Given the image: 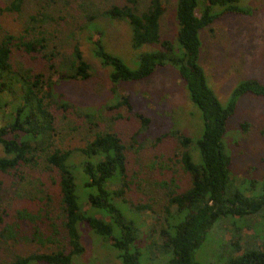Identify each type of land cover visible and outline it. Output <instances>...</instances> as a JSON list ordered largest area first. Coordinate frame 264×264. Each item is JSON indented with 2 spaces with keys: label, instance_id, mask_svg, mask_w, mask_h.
<instances>
[{
  "label": "rangeland",
  "instance_id": "rangeland-1",
  "mask_svg": "<svg viewBox=\"0 0 264 264\" xmlns=\"http://www.w3.org/2000/svg\"><path fill=\"white\" fill-rule=\"evenodd\" d=\"M12 1L0 0V34L24 36L26 40L44 37L47 47L42 53H58L56 64L62 57L70 59L73 47L78 45L91 70L86 80L60 82L53 76L55 98L66 103L67 108L53 104L49 107L54 118L50 150L41 155L37 164H27L18 172L1 175L0 234L4 236L0 235V264H9L16 256L50 253L67 247L57 172L50 169L44 158L54 148L70 151L83 147L96 132H112L121 138L127 160L128 187L124 197L137 206L147 203L154 208V212L125 213L143 233L144 248L159 242L157 229L152 227L155 211H162L169 189L180 193L190 185L189 175L174 158L178 143L169 136L177 130L197 139L203 129L201 112L190 101L185 84L168 64L142 81L111 83L108 75L111 68L102 66L94 57L90 38L100 37L105 51L118 56L131 69L137 65L138 52L148 49H133L128 25L102 15L111 4L123 5L124 0H22L18 12L7 9ZM136 1L140 13L151 0ZM174 2L168 3L161 18V35L175 45ZM203 6L204 0H199L196 15ZM239 6L248 10L249 15H225L198 34V63L203 68L207 87L222 106L240 83L257 80L264 84V0H244ZM94 14L95 19L86 25L85 17ZM11 62L17 70L49 74L41 53L26 54L13 49ZM125 99L127 104L117 107ZM10 107L5 105L0 111V126L9 122ZM139 116L149 119L146 127H142ZM244 124L246 130L242 129ZM223 143L232 160L231 180L242 187L244 181L264 177L263 98L246 94L238 100ZM192 154L193 161H198L197 151L192 150ZM80 159L73 152L70 160ZM83 210L90 209L84 204ZM20 212L35 218L19 219ZM259 216L218 218L195 251V261L224 264L229 257L222 251L224 247L241 252L248 245H261L264 219ZM79 233L84 252L74 256L71 264H120L117 252L106 240L84 225L79 226ZM147 233H153L151 242L146 239ZM35 235L43 241H38ZM49 238L53 241H46ZM146 256L140 259V264H166L168 260L165 255L157 259Z\"/></svg>",
  "mask_w": 264,
  "mask_h": 264
},
{
  "label": "trees",
  "instance_id": "trees-1",
  "mask_svg": "<svg viewBox=\"0 0 264 264\" xmlns=\"http://www.w3.org/2000/svg\"><path fill=\"white\" fill-rule=\"evenodd\" d=\"M170 1L151 0L146 9L138 13L136 0H124L123 5L111 4L102 12L103 16L128 25L133 49L148 48L138 52L134 69L118 56L106 52L100 37L90 38L94 57L102 66L111 68L108 75L112 84L142 81L157 68L168 64L176 70L190 101L201 112L203 129L199 138L188 137L177 130L169 136L178 143L174 158L189 175L190 185L180 193L169 189L162 211H155L152 227L157 229L159 242L144 248L143 233L137 222L125 213L129 210L136 214L154 212V208L147 203L137 206L124 197L128 187L127 160L121 138L112 132H96L83 147L70 151L54 148L44 158L50 169L57 172L67 247L50 253L16 256L9 264H71L74 256L84 252L80 225L106 240L117 252L116 259L120 264H140V259L146 255L149 259L165 255L168 257L166 264H199L194 259L195 251L218 218L260 215L264 219V177L244 181L242 187L231 180L232 160L223 143L238 100L246 94L264 99V84L257 80L240 83L231 92L228 103L222 106L207 87L203 68L198 63L199 32L225 15H249V11L239 6L244 0H204L202 11L196 15L199 0H175L174 45L161 35V18ZM21 2L13 0L7 9L18 12ZM96 16L85 17L86 25ZM46 47L44 37L26 40L24 36L0 34V111L5 105L11 106L9 122L0 126V207L1 175L18 172L27 164H37L41 155L50 150L54 135V118L49 107L53 104L67 108L66 103L55 98L53 76L65 82L86 80L90 75V66L78 45L73 47L70 59L61 56L63 60L57 64L56 58L60 55L42 53ZM13 49L26 54L41 53L49 74L15 69L11 62ZM10 96L12 100H8ZM127 102L125 99L117 107ZM139 119L142 127H146L149 119L142 116ZM246 127L244 124L242 129L246 130ZM192 150L198 153L196 162ZM73 152L81 158L79 161L70 160ZM163 186L169 188L166 184ZM84 204L89 207V212L83 210ZM17 217L22 220L35 218L24 212L18 213ZM0 235L4 236L3 233ZM152 235L147 233L146 239L150 242ZM262 235L261 245H248L241 252L234 247H224L222 251L229 256L224 264H264V231Z\"/></svg>",
  "mask_w": 264,
  "mask_h": 264
}]
</instances>
